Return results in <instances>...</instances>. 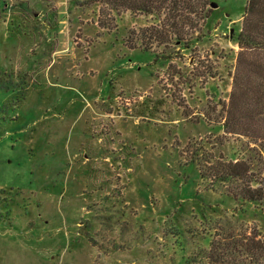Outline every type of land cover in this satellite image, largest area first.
I'll return each mask as SVG.
<instances>
[{
    "label": "rangeland",
    "instance_id": "374dc122",
    "mask_svg": "<svg viewBox=\"0 0 264 264\" xmlns=\"http://www.w3.org/2000/svg\"><path fill=\"white\" fill-rule=\"evenodd\" d=\"M87 2L0 0V264H208L264 237V198L208 173L241 162L264 193V146L221 126L245 0L148 51L161 17Z\"/></svg>",
    "mask_w": 264,
    "mask_h": 264
},
{
    "label": "trees",
    "instance_id": "16d2710c",
    "mask_svg": "<svg viewBox=\"0 0 264 264\" xmlns=\"http://www.w3.org/2000/svg\"><path fill=\"white\" fill-rule=\"evenodd\" d=\"M94 2L117 12L128 10L161 17L158 24L136 33L139 47L144 51L150 50L153 41L163 49L172 43L186 49L193 41L199 22L211 12L208 0H88L87 4ZM126 41L129 48H136L133 42ZM236 42L231 89L223 107L221 126L226 134L243 136L264 146V0H245ZM208 173L220 180L238 181L239 185L232 192L234 197L247 201L264 198L260 187H251L247 169L241 162H217ZM220 243L211 244L208 264H264V237L248 234L234 241L232 246Z\"/></svg>",
    "mask_w": 264,
    "mask_h": 264
}]
</instances>
